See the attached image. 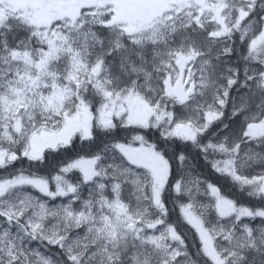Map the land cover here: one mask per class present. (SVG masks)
Instances as JSON below:
<instances>
[{
	"label": "snow or ice",
	"instance_id": "6c2138e0",
	"mask_svg": "<svg viewBox=\"0 0 264 264\" xmlns=\"http://www.w3.org/2000/svg\"><path fill=\"white\" fill-rule=\"evenodd\" d=\"M23 160L0 264H264V0H0V170Z\"/></svg>",
	"mask_w": 264,
	"mask_h": 264
},
{
	"label": "trees",
	"instance_id": "16d2710c",
	"mask_svg": "<svg viewBox=\"0 0 264 264\" xmlns=\"http://www.w3.org/2000/svg\"><path fill=\"white\" fill-rule=\"evenodd\" d=\"M240 53V48H237V55L232 57V61H236L237 57L239 56ZM239 124V121H237L236 124L233 125V127H237ZM149 138L151 139H155V133L154 132H149L148 133ZM119 137L120 138H127L130 139L131 138V134L128 133L125 130H121L119 132ZM76 151H78V148L75 150H70L66 153L62 152L60 154L55 155V158L50 157L49 158V164L48 165H40L39 166V173L40 174H47L49 171L52 170V166L60 163L62 161H64L67 158H70L72 156L75 155ZM197 163L199 164V167L197 169V173L202 176L205 177L209 180H211L212 182L216 183L218 186H220L222 188V190L229 194L230 196H232L233 198L237 199L238 202L242 203V204H253L256 203L255 200L250 199L249 197H247L246 193H242L238 190L237 187L233 186L231 181L228 180L225 177H221L218 174L214 173L209 167L205 166L203 164L202 161H197ZM20 168H28V162L26 160L23 161H19L16 163L15 168H10L8 169V171H4V170H0V175H8L9 172L14 171L16 169H20ZM33 171H36L37 169L35 167H33L32 169ZM251 171V174H257L261 171V169L259 167H255L253 168ZM33 194L34 195H39L41 196V198L45 199L46 202L49 204V206H53V205H60L62 203H65V198H61V197H57L55 200H51L50 198L47 197H43L42 194H39L38 192H35L33 190ZM84 195H87V193L85 192ZM166 199H167V207L170 210V219L173 222H178L179 223V230L186 235L187 237V243L189 245L192 244H196L197 243V238L194 235V230L191 229L190 226L186 225L182 220H179V208H178V203L181 201H176L175 200V194L174 193H167L166 194ZM182 202H186V198L184 201ZM29 246L31 248L34 249H39L41 252L44 253H52L55 254L57 249L53 246H49L46 244V242H42V241H31ZM195 251V249H193V252Z\"/></svg>",
	"mask_w": 264,
	"mask_h": 264
},
{
	"label": "rangeland",
	"instance_id": "374dc122",
	"mask_svg": "<svg viewBox=\"0 0 264 264\" xmlns=\"http://www.w3.org/2000/svg\"><path fill=\"white\" fill-rule=\"evenodd\" d=\"M41 199H43V198H41ZM201 199H204L205 202H206V199H207V198H201ZM43 200H45V199H43ZM45 201H46V200H45ZM65 201L67 202V198H65ZM66 202H65V203H66Z\"/></svg>",
	"mask_w": 264,
	"mask_h": 264
}]
</instances>
